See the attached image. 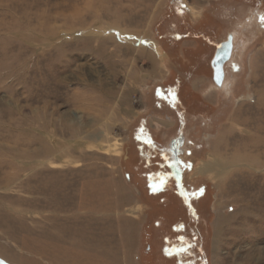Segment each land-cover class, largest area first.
<instances>
[{"label":"rangeland","instance_id":"374dc122","mask_svg":"<svg viewBox=\"0 0 264 264\" xmlns=\"http://www.w3.org/2000/svg\"><path fill=\"white\" fill-rule=\"evenodd\" d=\"M261 16L264 0H0V264H264Z\"/></svg>","mask_w":264,"mask_h":264},{"label":"flooded vegetation","instance_id":"af4514ba","mask_svg":"<svg viewBox=\"0 0 264 264\" xmlns=\"http://www.w3.org/2000/svg\"><path fill=\"white\" fill-rule=\"evenodd\" d=\"M139 134L137 133L136 134V137H134V141L142 144V146H140V148L137 147V150L139 152V154L142 156L144 155V149H146V151L148 150L150 153H152L153 155H160V150L155 147V145H152L151 142L155 143V141H148L147 144L146 143H142V139H139L138 138ZM145 145V146H144ZM173 146V145H172ZM170 147V149H166V155L164 156H167V154H177V150L176 148L173 146V147ZM159 151V152H158ZM161 156V155H160ZM163 156V157H164ZM162 157V156H161ZM143 158V157H142ZM146 163V162H145ZM166 164V167L165 168H168L169 164L168 162L165 163ZM175 164V163H174ZM173 164V165H174ZM149 165V164H148ZM134 172H139V169L138 168H134L133 170ZM153 172V174H148V179H147V182H146V185L151 188V192L154 194V195H160L161 193H164L163 188H166L168 186V181L170 179L167 178V175L168 173H166V171H161V170H158V169H155L154 171L151 170ZM141 173L143 172H139V175L141 176ZM145 176V174H144ZM142 181H144L145 179L141 178ZM180 192V191H179ZM198 195V193H197ZM182 196V195H181ZM156 197V196H155Z\"/></svg>","mask_w":264,"mask_h":264},{"label":"water","instance_id":"95a60500","mask_svg":"<svg viewBox=\"0 0 264 264\" xmlns=\"http://www.w3.org/2000/svg\"><path fill=\"white\" fill-rule=\"evenodd\" d=\"M233 46V35L228 34L225 40L218 44L210 60V68L212 71L211 80L217 88L223 86L225 79V65L231 59ZM218 77L221 78L220 83L217 82Z\"/></svg>","mask_w":264,"mask_h":264},{"label":"snow or ice","instance_id":"6c2138e0","mask_svg":"<svg viewBox=\"0 0 264 264\" xmlns=\"http://www.w3.org/2000/svg\"><path fill=\"white\" fill-rule=\"evenodd\" d=\"M259 19L261 20L262 26H264V16H261ZM217 82L220 83L221 82V78L218 77L217 78Z\"/></svg>","mask_w":264,"mask_h":264},{"label":"bare ground","instance_id":"6f19581e","mask_svg":"<svg viewBox=\"0 0 264 264\" xmlns=\"http://www.w3.org/2000/svg\"><path fill=\"white\" fill-rule=\"evenodd\" d=\"M234 40V39H233ZM233 44H234V42H233ZM223 85H224V82H223ZM223 87V86H222ZM209 168V166H205L203 169H208Z\"/></svg>","mask_w":264,"mask_h":264}]
</instances>
